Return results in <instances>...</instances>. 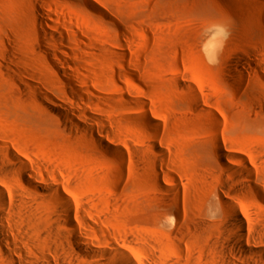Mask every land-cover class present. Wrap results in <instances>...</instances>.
Listing matches in <instances>:
<instances>
[{
	"label": "rangeland",
	"instance_id": "1",
	"mask_svg": "<svg viewBox=\"0 0 264 264\" xmlns=\"http://www.w3.org/2000/svg\"><path fill=\"white\" fill-rule=\"evenodd\" d=\"M259 1L0 0V144L16 145L51 185L67 192L82 235L97 249L75 264H105L120 253L135 264L251 261L233 253L223 258L218 242L250 246L230 230L235 212L247 222L249 236L264 239V0ZM38 9L49 14V23L91 44L65 41L74 46L67 54L75 55L76 48L87 59L76 66L87 76L74 72L89 84L86 92L74 85L86 101L65 103L81 112L76 120L89 129L88 138L41 104L54 107L49 99L68 98L49 68L51 60L38 54L36 25L44 20ZM19 71L35 78L31 82L49 99H36ZM91 137L102 140L101 148L123 153L125 161L95 150ZM153 164L165 190L155 184ZM29 235L33 252L46 251L53 264L58 256H76L43 230Z\"/></svg>",
	"mask_w": 264,
	"mask_h": 264
},
{
	"label": "bare ground",
	"instance_id": "2",
	"mask_svg": "<svg viewBox=\"0 0 264 264\" xmlns=\"http://www.w3.org/2000/svg\"><path fill=\"white\" fill-rule=\"evenodd\" d=\"M254 2L257 4L260 3L259 0H254ZM89 4L93 9L102 13L99 7L93 3ZM38 11L42 19H44L36 25L41 45L38 54L44 57V61L50 59L53 63L52 67L50 65L51 63L49 64L47 62L49 68L55 71L59 76L60 83L65 86V93L68 100L61 96L53 101L47 97L48 95L45 94L46 92L44 93L40 87L31 82V80H35V78L33 77L34 79H32L30 74L19 71V75H17L21 78L22 83H25L35 92V96H38L36 99H46V101L49 99L53 102L54 107H49L44 103L41 104L54 117L60 122L62 121L64 124H67V128L72 132L88 138L87 134L89 129L76 120L79 118V114L80 116L82 114L76 110V108L74 109L75 106H79L81 102L83 103L86 101L82 94L90 88L87 81L84 82L85 78H79L81 74H84V77L85 75L87 76V74L80 72L78 69L79 66L77 65V61L79 62V60L82 61V59H87L83 58L84 56L80 59V56L84 53L82 51L80 55V50H76V48L73 49L76 52L75 55L65 52V49L70 47L65 44V41L70 44L74 42L78 44L87 43L83 40H77L75 35L71 34L69 31L65 32L61 26L55 23H49L48 19L50 16L45 10L38 9ZM73 47L74 46L71 45L70 50H72ZM61 53L65 56L60 55ZM75 71H79L81 73L80 76L77 74V77L75 75L76 73L74 74ZM64 79L67 80L66 83ZM78 80H80L79 85L76 84L79 82ZM74 85L81 87L84 92L81 93V91H79L81 88L78 89ZM67 101H70L74 107H68V105H66L67 103H65ZM89 116L92 120L99 121L96 115L92 114ZM91 139L93 143L92 147H94L95 150L116 154L119 160L125 161V156L120 151L110 146L101 148L99 143L102 140H97L93 137H91ZM15 146L14 144L9 146L7 143L0 144V264H53V261L49 258V254L46 251H40L41 253H38L40 255L35 254V251L33 252L32 248H34L33 246L35 244L29 235L32 229H34V231H45L51 238L59 241L62 246L67 245L74 251L76 256H73L72 259H70L69 256H58V259H56V263L58 262V264L59 262L68 261L75 264L76 262H82L83 258L96 255L97 249L95 246L91 242L89 243L84 235H82L79 217L74 210L72 200L68 198L66 194L67 192L51 185V183L46 180L45 174L39 168L38 163L35 164V162L30 159L29 162L25 161V156L21 152H17L13 149ZM153 165L155 184L158 188L165 190V185L163 186L159 171L157 170L158 165ZM250 183L255 185V193L260 195L263 194V187L259 185L258 180L254 176L251 178ZM177 193L179 194L180 191L178 190ZM50 195L54 197V202L49 200ZM166 202L168 201L166 200ZM220 202L222 205L225 204L222 200H220ZM57 210L62 212L63 219L59 217ZM39 217L43 218L40 219ZM193 224L201 228L205 225V222L195 221ZM231 227L230 230L232 229V231L235 232L239 241H247V243H250V246L245 247L246 244L244 246L243 243V245L237 243L232 246L229 243V245H227L225 241H222L223 243L218 242V247L222 250L223 258L233 253L242 258H250L251 261L248 264H264V239L255 241V236H249L247 233V222L240 214L237 215L236 212ZM147 237L142 238L140 236L142 239H146ZM99 241H105V237H102ZM150 244L154 243L152 242ZM106 262L105 264H135L132 258L125 253H120L116 261L108 260ZM140 264L146 263L142 261Z\"/></svg>",
	"mask_w": 264,
	"mask_h": 264
}]
</instances>
